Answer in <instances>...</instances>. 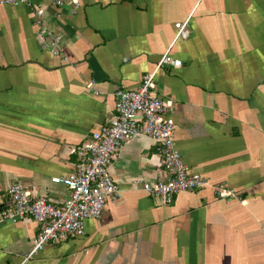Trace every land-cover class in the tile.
Returning a JSON list of instances; mask_svg holds the SVG:
<instances>
[{"label":"crops","instance_id":"1","mask_svg":"<svg viewBox=\"0 0 264 264\" xmlns=\"http://www.w3.org/2000/svg\"><path fill=\"white\" fill-rule=\"evenodd\" d=\"M53 1L33 3L60 38L57 56L41 47L28 8L0 3V214L14 183L63 203L69 191L51 179L74 171L70 150L167 52L181 66L156 73V94L173 102L185 165L211 186L161 205L142 189L162 175L157 146L139 135L109 164L118 200L82 236L24 264H264V0H78L74 15ZM185 21L187 37L175 39ZM217 184L246 203L217 199ZM37 231L30 218L0 219V264H22Z\"/></svg>","mask_w":264,"mask_h":264},{"label":"built area","instance_id":"2","mask_svg":"<svg viewBox=\"0 0 264 264\" xmlns=\"http://www.w3.org/2000/svg\"><path fill=\"white\" fill-rule=\"evenodd\" d=\"M198 2L202 0H197ZM34 0H1L2 5L23 6L32 12L33 25L41 40V47L52 55H59L60 38L46 30L44 9ZM56 7L68 6L74 15L79 8L78 0H55ZM188 21L176 23L175 39H185ZM181 61L165 53L151 73L144 75L140 85L132 90L118 89L115 93L114 110L108 124L91 134L89 141L81 148H72L77 156L73 172L63 177H54L52 183L61 184L69 191V197L60 204H53L44 196H31L22 184L14 183L6 188L12 208L2 211L1 221L16 223L26 218L37 223L38 231L29 253L22 264L36 256L46 245H58L72 237L84 234L88 219H99L109 202L118 200L120 191L110 177L108 168L115 153L126 143L144 135L156 143L160 156L162 175L152 183H144L142 189L161 205H171L179 193L195 192L211 186L200 175L192 173L177 151L173 135L176 129L171 118L173 102L156 94V73L166 67H180ZM92 83L89 84L91 86ZM219 200L246 201L241 194L224 184L212 185ZM0 192L2 189L0 188Z\"/></svg>","mask_w":264,"mask_h":264}]
</instances>
